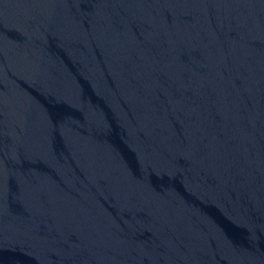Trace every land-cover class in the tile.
I'll return each instance as SVG.
<instances>
[{"label": "water", "instance_id": "1", "mask_svg": "<svg viewBox=\"0 0 264 264\" xmlns=\"http://www.w3.org/2000/svg\"><path fill=\"white\" fill-rule=\"evenodd\" d=\"M0 264H264V0H0Z\"/></svg>", "mask_w": 264, "mask_h": 264}]
</instances>
